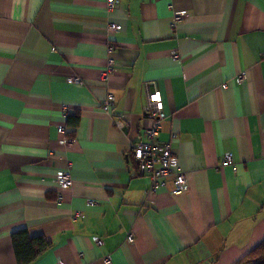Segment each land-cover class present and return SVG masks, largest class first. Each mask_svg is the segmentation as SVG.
Masks as SVG:
<instances>
[{"label": "crops", "instance_id": "0c3cea01", "mask_svg": "<svg viewBox=\"0 0 264 264\" xmlns=\"http://www.w3.org/2000/svg\"><path fill=\"white\" fill-rule=\"evenodd\" d=\"M144 83L177 192L133 155ZM18 230L49 242L31 264H237L264 241V0H0V264Z\"/></svg>", "mask_w": 264, "mask_h": 264}, {"label": "built area", "instance_id": "2783aa9c", "mask_svg": "<svg viewBox=\"0 0 264 264\" xmlns=\"http://www.w3.org/2000/svg\"><path fill=\"white\" fill-rule=\"evenodd\" d=\"M107 4V10L110 11L116 0H105ZM183 15L181 13L173 14V26L178 24L182 20ZM108 28L116 30L119 25L115 23H109ZM112 62L109 61L108 68L110 69ZM75 82H80V79L76 77ZM145 101H144V114L147 118L148 124L144 129V138L139 140L133 146V155L135 161L139 167L140 172L145 175L150 182L148 193H154L158 188L163 187L168 177H172L174 192H177L183 188L186 183L185 173L178 167L177 157L172 151L171 144L169 142L160 141L158 134L160 131V122L165 118V112L163 109V100L160 92L151 90L149 83H144ZM115 97L112 93H107L105 98L100 102L99 107L103 112L110 115L117 127L124 128L125 122L123 117H118L113 112V106ZM59 132H64L63 126L58 127ZM222 165H233L234 160L230 153H225L221 159ZM57 181L63 187L71 186V174L69 170H62L56 173ZM96 201L88 200L87 205H94ZM94 241L97 245L102 244V240L98 237H94ZM127 241H133L132 234H128ZM104 264H112L111 255L108 254L103 258ZM57 264H62L58 262Z\"/></svg>", "mask_w": 264, "mask_h": 264}, {"label": "trees", "instance_id": "16d2710c", "mask_svg": "<svg viewBox=\"0 0 264 264\" xmlns=\"http://www.w3.org/2000/svg\"><path fill=\"white\" fill-rule=\"evenodd\" d=\"M11 242L17 264H31L49 247V242L43 236L31 237L26 230L13 232ZM237 264H264V241L255 246Z\"/></svg>", "mask_w": 264, "mask_h": 264}]
</instances>
